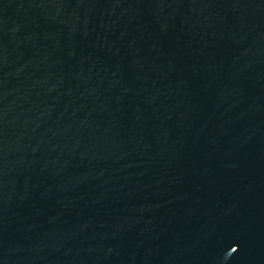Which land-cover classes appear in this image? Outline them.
<instances>
[{"label":"water","instance_id":"water-1","mask_svg":"<svg viewBox=\"0 0 264 264\" xmlns=\"http://www.w3.org/2000/svg\"><path fill=\"white\" fill-rule=\"evenodd\" d=\"M0 264H264V0H0Z\"/></svg>","mask_w":264,"mask_h":264}]
</instances>
